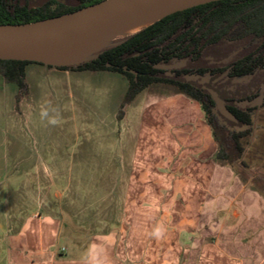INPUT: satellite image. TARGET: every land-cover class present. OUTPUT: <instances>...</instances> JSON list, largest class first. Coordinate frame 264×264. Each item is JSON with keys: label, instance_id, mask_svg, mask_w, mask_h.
Wrapping results in <instances>:
<instances>
[{"label": "crops", "instance_id": "0c3cea01", "mask_svg": "<svg viewBox=\"0 0 264 264\" xmlns=\"http://www.w3.org/2000/svg\"><path fill=\"white\" fill-rule=\"evenodd\" d=\"M24 80L16 103L0 74V264H264L258 173L215 157L196 100L154 83L117 118L118 72L29 62ZM85 109L90 152L69 155L62 120Z\"/></svg>", "mask_w": 264, "mask_h": 264}, {"label": "trees", "instance_id": "16d2710c", "mask_svg": "<svg viewBox=\"0 0 264 264\" xmlns=\"http://www.w3.org/2000/svg\"><path fill=\"white\" fill-rule=\"evenodd\" d=\"M101 0H75V3H62L59 0H43L38 4L30 0H0V24L32 22L49 17L69 13ZM218 8L214 12L216 18H226L242 9L248 8L259 13V24L264 17V0H214L168 14L142 30L126 37L113 46L103 49L97 58L79 63L75 66H59L58 68L77 70H111L122 74L127 79V88L119 105L117 118L123 115L124 106L139 92L154 83L173 86L192 99L196 100L203 111L206 122L211 126L217 141L215 157L228 164L238 161L241 166L245 145L251 135V111L241 110L227 103L228 109L235 115L236 123L227 121L223 125L213 112L214 102L209 94L193 81L182 76L175 78L170 72L154 68L156 63L167 62L171 58L189 55V46H182L186 30L192 21V12L196 9ZM181 30V31H180ZM264 32L260 31V34ZM27 60L0 59V74L8 83L17 87L16 103L27 92L24 80ZM232 99L229 98L228 101ZM233 127V128H231ZM223 132L221 139L216 130Z\"/></svg>", "mask_w": 264, "mask_h": 264}, {"label": "flooded vegetation", "instance_id": "af4514ba", "mask_svg": "<svg viewBox=\"0 0 264 264\" xmlns=\"http://www.w3.org/2000/svg\"><path fill=\"white\" fill-rule=\"evenodd\" d=\"M218 10L213 7L194 10L191 24L182 29L186 30L182 46H189V55L156 63L177 64L170 69H157L166 74L172 71V76L185 80L187 75L206 78L202 83L187 81L200 85L208 94V88L216 91L226 107L230 103L241 110L254 111L258 105H264V33L260 34L264 32V20L260 26L258 11L248 8L218 19L213 15ZM181 59H185L184 63ZM229 98L232 100L228 101ZM253 101L256 102L252 104ZM217 118L223 125L230 121L218 115Z\"/></svg>", "mask_w": 264, "mask_h": 264}, {"label": "water", "instance_id": "95a60500", "mask_svg": "<svg viewBox=\"0 0 264 264\" xmlns=\"http://www.w3.org/2000/svg\"><path fill=\"white\" fill-rule=\"evenodd\" d=\"M210 1L214 0H101L55 17L25 23L0 24V26L25 25L58 19L62 16L65 18L63 27L47 34L24 35L0 32V59L27 60L55 67L75 66L97 58L103 49L134 34L117 37L121 26L145 10H149L148 12L152 15H159L161 19L176 11ZM117 39L119 40L115 41ZM184 61L185 59L180 60L181 63ZM153 66L170 69L177 64H154ZM186 79L197 80L199 83L207 80L195 75H187ZM207 90L214 102L213 112L220 118L224 117L236 122V117L226 107L224 100L217 92L210 88ZM257 177L260 176L254 175L253 178L256 180Z\"/></svg>", "mask_w": 264, "mask_h": 264}, {"label": "rangeland", "instance_id": "374dc122", "mask_svg": "<svg viewBox=\"0 0 264 264\" xmlns=\"http://www.w3.org/2000/svg\"><path fill=\"white\" fill-rule=\"evenodd\" d=\"M41 1L43 0H30V2L34 4H38ZM64 1L65 3L68 4L75 3V0H64ZM119 39L115 41H118ZM254 102L256 101H253L252 104H254ZM256 104H258V102ZM84 111H85L83 114L84 120L83 118H81V116L77 115V112H74L73 114L69 113L68 114L69 120L65 118H63L62 120V125L67 126L68 128L67 130L68 138L70 136H73L75 138V142H72V139L70 140V142H68L67 151L69 155H88V152H90L87 149V145L85 144L84 140L87 138L86 135H88V137L91 135L92 128H89L87 125L88 110L85 109ZM70 114L72 116L75 115L78 117L76 122L71 121ZM56 119L57 117L54 116L51 117V119L47 120L49 122V128L54 127L55 123H57ZM216 134L221 139L223 138V132L220 130V128L216 130ZM99 145L100 143L95 139V149L99 148ZM245 147H247L248 149L241 158L242 162L245 165L241 166V164L238 161H234L230 165L233 166L235 169L243 170L244 172L247 171L252 173L257 172L258 173L257 176L260 177H257L254 182L259 184L261 188H264V105H258L257 108L251 112V135ZM55 193L58 194L59 189L58 186L52 184L51 194H55ZM260 230H264V224L259 225V231Z\"/></svg>", "mask_w": 264, "mask_h": 264}, {"label": "bare ground", "instance_id": "6f19581e", "mask_svg": "<svg viewBox=\"0 0 264 264\" xmlns=\"http://www.w3.org/2000/svg\"><path fill=\"white\" fill-rule=\"evenodd\" d=\"M148 11L145 10L121 26L118 30L117 37L135 33L159 19V15H152ZM64 19V16H62L58 19L45 20L32 24L0 26V32L24 35L47 34L63 27L65 25Z\"/></svg>", "mask_w": 264, "mask_h": 264}]
</instances>
